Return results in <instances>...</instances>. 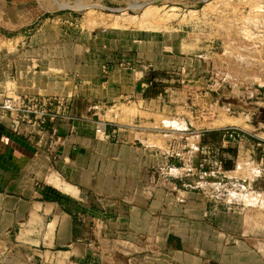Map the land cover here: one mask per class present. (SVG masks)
Segmentation results:
<instances>
[{"label":"crops","instance_id":"obj_1","mask_svg":"<svg viewBox=\"0 0 264 264\" xmlns=\"http://www.w3.org/2000/svg\"><path fill=\"white\" fill-rule=\"evenodd\" d=\"M38 8L19 30L1 26L0 101L64 97L66 111L42 141L0 137V264H264V118L242 100L247 128L220 124L218 107H233L210 92L189 90L203 113L175 100L170 74L191 59L180 42L172 55L165 36L140 51L94 46L89 30L79 43L72 14ZM260 87L238 92L264 105Z\"/></svg>","mask_w":264,"mask_h":264},{"label":"rangeland","instance_id":"obj_2","mask_svg":"<svg viewBox=\"0 0 264 264\" xmlns=\"http://www.w3.org/2000/svg\"><path fill=\"white\" fill-rule=\"evenodd\" d=\"M152 1L0 0V30L1 26L5 32L19 30L21 24L34 22L33 16L38 13L34 8L40 9L38 5L41 4L43 11L49 10V14H72L74 38L79 43L83 40L82 31L89 30L96 39L94 46H129L140 51L150 49L153 42L165 36L167 54L178 52L176 47L180 42L191 58L181 66V70L176 69L170 74L174 82L168 87L176 92L175 100L184 99L189 105L194 101L195 108L203 113L210 103H199L196 95L191 98L189 90L197 91L199 96L210 92L221 106L233 107L231 112L218 107L216 113L225 115L220 124H239L247 128L244 116H240L242 100L248 101L246 110H243L245 113H256L254 118H264V105L255 104L259 99L255 95L247 99V94L243 97L238 92L254 90L259 85L264 92V0H213L210 3H207L208 0ZM148 5H152L153 9L144 16L143 9ZM121 67L129 69L131 65L123 64ZM111 68L103 67V76L107 77ZM197 79L200 82L194 83L193 80ZM127 101L122 99L118 105ZM261 130L264 131V127ZM179 144L174 142L170 149L176 150ZM241 176L244 178L245 175ZM44 178L41 182L45 181ZM236 179L241 183L242 179ZM258 180L264 187V181L261 178ZM64 188L67 191V187ZM57 264L66 263L62 260Z\"/></svg>","mask_w":264,"mask_h":264},{"label":"built area","instance_id":"obj_3","mask_svg":"<svg viewBox=\"0 0 264 264\" xmlns=\"http://www.w3.org/2000/svg\"><path fill=\"white\" fill-rule=\"evenodd\" d=\"M65 111L64 97L13 93L6 95L0 101V123L8 131L28 139L39 136L42 141L48 122L55 123L57 119L65 116ZM105 125L104 122H96V131L103 133ZM57 135L58 128L53 125L50 127V148L58 141ZM260 178L264 181V170Z\"/></svg>","mask_w":264,"mask_h":264},{"label":"bare ground","instance_id":"obj_4","mask_svg":"<svg viewBox=\"0 0 264 264\" xmlns=\"http://www.w3.org/2000/svg\"><path fill=\"white\" fill-rule=\"evenodd\" d=\"M206 1V0H205ZM209 2H207V3H210V2H212L213 0H208ZM259 1V0H258ZM258 1H256V2H258ZM261 1V0H260ZM254 2V1H253ZM255 2V3H256ZM262 2V1H261ZM260 2V3H261ZM208 5V4H207ZM259 6H262V5H260L259 4ZM145 7V6H144ZM143 7V8H144ZM151 8H152V5H148V6H146L144 9H143V14H144V16L146 15H148L150 12H151ZM157 8V7H156ZM260 8V7H259ZM153 9V8H152ZM258 9V8H257ZM261 10V9H260ZM263 11H264V9H263ZM252 34V33H251ZM227 123V122H226ZM242 164L243 163H238V170L239 169H241V167H242ZM49 182L50 183H52V184H54L55 186H57V187H59V188H61L62 190H64L65 191V188L64 187H69V188H72V189H74L71 185H68V184H63V183H61V181H60V179L58 178V176H54V175H52V176H50V178H49ZM77 193V192H76Z\"/></svg>","mask_w":264,"mask_h":264},{"label":"trees","instance_id":"obj_5","mask_svg":"<svg viewBox=\"0 0 264 264\" xmlns=\"http://www.w3.org/2000/svg\"><path fill=\"white\" fill-rule=\"evenodd\" d=\"M5 131H6V129H5L4 126L0 123V137H1V135H2ZM218 134H219V132H211V133H210L209 136H210L212 142H216V141L218 140V138H217ZM228 151H229V150H228ZM229 152H230V151H229ZM222 161H223V160H222ZM223 166H224L225 168H229V167L232 166V164L227 162V163H224Z\"/></svg>","mask_w":264,"mask_h":264},{"label":"water","instance_id":"obj_6","mask_svg":"<svg viewBox=\"0 0 264 264\" xmlns=\"http://www.w3.org/2000/svg\"><path fill=\"white\" fill-rule=\"evenodd\" d=\"M152 2H156V1L153 0ZM129 7H130V6H128L127 8H129ZM127 8H126V9H127Z\"/></svg>","mask_w":264,"mask_h":264}]
</instances>
